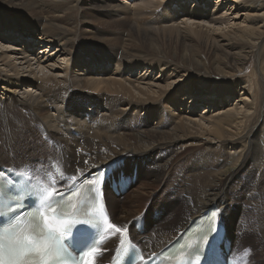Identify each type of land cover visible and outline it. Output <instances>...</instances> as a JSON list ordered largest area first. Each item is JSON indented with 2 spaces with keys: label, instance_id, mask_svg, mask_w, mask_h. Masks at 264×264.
I'll return each instance as SVG.
<instances>
[{
  "label": "bare ground",
  "instance_id": "bare-ground-1",
  "mask_svg": "<svg viewBox=\"0 0 264 264\" xmlns=\"http://www.w3.org/2000/svg\"><path fill=\"white\" fill-rule=\"evenodd\" d=\"M130 1L0 0V158L6 160L0 159V169L25 173L14 167L32 163L49 173L44 181L51 183L63 175L89 183L107 167L114 168L113 176L126 170L132 177L136 169L138 180L148 169L152 180L137 187L132 205L120 210L115 203L111 209L118 225L116 214L137 215L157 180L175 172L170 193L184 206L196 204V211L179 216L182 207L170 214L166 206L155 228L147 229L140 213L121 224L145 220L132 237L147 255L174 245L170 253L178 256L179 243L197 240L203 231L212 236L218 225L225 227L232 249L241 226L263 238L264 0H230L237 7L227 14L238 10L244 21L227 32L221 30L229 23L219 15L221 6L206 12L186 7L189 0H173L185 3L183 16L200 21L183 27L160 15L161 3L131 9L130 16L124 11ZM47 48L48 59L63 54L64 63L34 68ZM258 56V92H251L243 73ZM155 74L158 86L149 82ZM26 127L59 147L42 146L50 163L38 156L33 162L12 158L18 143L12 137ZM196 145L203 149L188 160L177 155ZM35 177L44 178L39 172ZM112 201L117 202L114 195ZM198 220L200 228L191 230ZM253 220L260 221L255 228ZM115 240L101 247L108 251Z\"/></svg>",
  "mask_w": 264,
  "mask_h": 264
},
{
  "label": "snow or ice",
  "instance_id": "snow-or-ice-1",
  "mask_svg": "<svg viewBox=\"0 0 264 264\" xmlns=\"http://www.w3.org/2000/svg\"><path fill=\"white\" fill-rule=\"evenodd\" d=\"M20 138L18 130L12 143ZM18 175L22 174L0 169V264H56L66 253L78 256L76 264H98L106 251L100 246L104 237L100 236V242L95 241L91 229L99 228L101 217L104 231L112 238L119 237L121 245L129 241L131 226L110 220L104 214L103 204L93 209L87 219L78 217L79 207L72 203L77 182L75 176L68 191L53 181V187L43 184L36 188L34 198H17L14 190L20 187L15 178ZM28 199L33 200L31 205ZM66 207L71 211H66ZM217 233L218 229L211 237H204L205 248L202 253L196 252V261L215 264Z\"/></svg>",
  "mask_w": 264,
  "mask_h": 264
},
{
  "label": "rangeland",
  "instance_id": "rangeland-1",
  "mask_svg": "<svg viewBox=\"0 0 264 264\" xmlns=\"http://www.w3.org/2000/svg\"><path fill=\"white\" fill-rule=\"evenodd\" d=\"M207 1V2H206ZM130 2H132V5H128L126 8V10H124L128 15H132L133 16V10L136 9L137 7H145L147 4V6L150 7V9H155L159 3H161V7L158 10V12L160 13V15L162 17H165L169 22H171L170 24H176V25H185L186 24L188 26H190V24H197L198 20L192 21L194 19H189L185 16H183V12H182V6H185V3L181 4L178 6V4H176L175 2H173V0H131ZM184 2V1H182ZM220 2V3H219ZM142 3V4H141ZM216 3L217 4L216 6ZM143 4H146L145 6ZM193 5L192 9H198L199 7L201 9H205L204 11L208 12L209 10H218L219 6H221V8L219 9L220 11V16H225L226 19L227 17H229V23L227 26V28L225 29V25L224 27L221 28V30L223 29L225 32H227L229 29L233 28H237L240 27L239 24H241L244 21V16L242 18H240V16L242 15L241 13H237L238 10L236 11V16L234 15H228V9L230 7H237L236 5L233 4V2H230V0H205L202 2H191V0H189L188 2H186V7H189L188 5ZM184 8V7H183ZM131 9H133L131 11ZM181 9V10H180ZM181 11V12H179ZM228 13V14H227ZM230 13H235V8L230 10ZM228 15V16H226ZM238 15V16H237ZM106 16L105 14L103 15V17ZM234 16V17H233ZM236 17V18H235ZM189 19L187 21V19ZM231 20V21H230ZM173 21V22H172ZM198 21V22H197ZM190 22V23H189ZM195 22V23H193ZM199 24V23H198ZM201 24V23H200ZM204 26L206 25L205 23H202ZM183 26V27H185ZM217 27V26H215ZM80 35V34H79ZM81 36V35H80ZM80 36H78V38H81ZM11 45V44H10ZM8 45V47L10 46ZM48 49V48H47ZM46 50V49H45ZM49 52H46V56L44 55L45 59L42 58V64H35L34 68L39 66H42V68L45 69H49V67H53V65L55 63H60L63 64L65 58H62L59 55L58 57H56L54 60L52 59H48V53L51 52V49ZM44 54V53H43ZM56 53L52 54L55 55ZM51 55V54H50ZM51 55V56H52ZM264 59V58H263ZM52 60V61H51ZM258 61V62H257ZM257 61L251 60L250 64L248 65V67L246 68L245 72L243 73L244 75V79L248 82V84L251 87V92H253L255 90V92H258V87L257 85V81H260V74H258V69H257V63H258V68H260V63L262 62L261 58H257ZM36 66V67H35ZM23 72H25V68L24 66L19 67ZM37 69V68H36ZM40 70V69H39ZM37 70V71H39ZM263 72V69H261ZM21 71V72H22ZM61 73V72H59ZM58 74V72H57ZM264 74V73H263ZM157 76V77H156ZM158 74H155L154 76H151L149 82H151V85H155L158 86L159 84L156 83L155 81L158 82ZM264 79V78H263ZM176 81V80H174ZM173 82V81H172ZM171 82V83H172ZM146 83V82H144ZM235 100H232V102L229 105H232L234 103ZM202 111H204V108L200 109V114L202 113ZM86 119H88V116H86ZM39 137H37L34 134L33 129L26 127L24 128L21 137H23L20 141L18 140L17 146H15L14 151H12L14 153V156H12V158H15L16 155H21V158H28L30 159V162H33L36 160V158L38 156V161L41 163L47 162L50 163V161L52 160L51 157H48L49 154L48 153H44L45 150H43L42 146H46V145H50L51 149H55L58 150L59 147L56 145H53L50 143V140L44 138L42 135V132H36ZM41 133V134H40ZM76 136V135H75ZM28 137L30 139H28ZM15 143V144H16ZM39 143L41 144V147L39 145ZM198 148V149H197ZM9 149V147H8ZM203 149V147H198L197 145L191 148H185V149H181L177 151V155H181L183 157V162L188 160L191 156L197 154L198 152H200ZM168 154H169V158L172 157V150L168 149ZM2 161L4 163H6V160L3 158ZM56 164V163H55ZM34 164L30 163V164H23V165H18L15 170H21L24 171L26 174L31 175L32 177L35 178L36 174L39 172L41 174V176L43 175L45 179H47L50 175L49 173H46L45 171L40 172V170L38 169V167H34ZM53 164H51L50 166H52ZM53 167V166H52ZM117 172V170H116ZM123 172V171H122ZM135 172L134 178L136 177V173H137V177H138V171L136 169L133 170V173ZM124 173H128L126 170H124ZM174 173H170L169 178L167 177H163V179H158L155 186L153 187V189L151 190L152 192V197L151 200L149 201L146 197V199L143 202L140 210H139V217H143L146 222H147V229H151V228H155L156 225H158L159 223V217H160V213H162V211L168 210L169 209V213L171 214V212H173L174 207H179V213L178 211L174 214L173 218H170L169 224H172L173 221L177 220V218L182 214L187 213L188 215H190L193 211H196L197 209H195V205L192 206H184L183 202L181 200V197H179L178 195H173L172 193H170L169 190V180L174 178ZM152 180L151 178H149V170L145 169L143 175L141 176V178H138V180H136L130 187V189L127 191L126 194L123 195H115L109 186H107L106 188V194H107V200H108V205H109V209L111 212V209L114 210L115 212V203H118L120 206V210L122 209L123 206H125L126 208L130 207L133 203V198H131V195L134 194V192L137 190V187H139L141 184H143L146 181H150ZM72 181V179L68 180L66 176H62L61 180H59L57 182V184H62L63 187H66L69 185V183ZM52 186L53 182L51 183ZM112 194V195H111ZM127 194H129V196L127 197ZM113 195L115 197V200L117 202H113L112 198ZM118 199V200H117ZM124 204V205H123ZM122 206V207H121ZM167 206V208H166ZM184 207V208H183ZM163 209V210H162ZM251 209V208H250ZM131 210V208H130ZM162 210V211H161ZM113 212V211H112ZM178 213V215H177ZM137 214V215H138ZM133 217L130 216L131 218L128 219H132ZM175 215L177 218H175ZM181 215V216H182ZM118 216V217H117ZM120 213L116 214V218L118 223L121 225L123 223V221H128V219H122L120 217ZM172 219V221H171ZM167 220V219H166ZM165 220V221H166ZM127 223V225H130L131 227H133L134 222H125ZM168 223V222H167ZM167 224V225H169ZM179 224V222L174 223L171 227L175 226ZM254 228L256 226H258V224H260V221H255L253 220L252 222ZM130 227V229H131ZM247 227V228H246ZM242 229L239 230V232H236L235 234V241L234 243V249H232V253L234 255V258L237 260L238 264H264V237L262 238L260 234H258L256 231H251V229L248 226H244V228L241 226ZM255 230V229H254ZM109 239L111 238V235L107 236ZM118 238V239H117ZM108 239V240H109ZM117 240V241H116ZM115 243L110 247V249L108 251L104 252V256L103 258L98 262L99 264H103L105 262H107L110 257L112 256V254L114 253V250L117 248L118 244H119V237H116ZM114 241H112L113 243ZM111 243V244H112ZM114 246V247H113Z\"/></svg>",
  "mask_w": 264,
  "mask_h": 264
}]
</instances>
